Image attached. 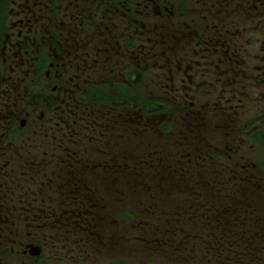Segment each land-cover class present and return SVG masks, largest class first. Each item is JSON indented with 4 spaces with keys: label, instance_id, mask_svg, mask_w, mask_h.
<instances>
[{
    "label": "flooded vegetation",
    "instance_id": "flooded-vegetation-1",
    "mask_svg": "<svg viewBox=\"0 0 264 264\" xmlns=\"http://www.w3.org/2000/svg\"><path fill=\"white\" fill-rule=\"evenodd\" d=\"M261 138L264 0H0V264L92 262L117 237L96 200H163V173L168 191L182 172L185 189L211 179L202 200L258 203ZM190 213L162 236L264 248L249 240L262 229L193 228Z\"/></svg>",
    "mask_w": 264,
    "mask_h": 264
},
{
    "label": "rangeland",
    "instance_id": "rangeland-1",
    "mask_svg": "<svg viewBox=\"0 0 264 264\" xmlns=\"http://www.w3.org/2000/svg\"><path fill=\"white\" fill-rule=\"evenodd\" d=\"M261 142V145L254 144L251 154L255 162H259V159H261L264 165V138H261ZM216 145L222 147L219 144ZM219 155L221 154L219 153ZM221 159L225 161L227 158L221 155ZM180 160L182 161L181 164L195 163L193 161L188 163L189 158L187 157ZM200 163L202 164L204 162L200 160ZM204 165H207V162ZM173 168L175 169L174 166ZM209 172L210 176L214 179L213 172L216 174L217 172H212V169ZM209 172L207 171L206 174L208 175ZM201 173L203 174V172ZM183 174L182 172L174 173L177 187L169 189V191L168 188H164L163 186L165 181H167L163 176L168 177L169 173L161 174L162 177L158 182L162 187L160 196L162 198L164 197L163 200H125L126 206L124 203H121V200H118L114 208L110 204L112 200H96L98 213H111L113 218L117 220L112 225L111 230L112 232L117 230V237L110 239V244L107 243L106 246L102 245L101 247L100 244H96V259L92 262L73 261L69 264H223L224 260L231 262H224V264H238L237 261H241L240 264H245L249 261L251 263L264 264V248H258L261 251L252 253L255 255H250L238 246H230L232 237L225 236L220 238L224 243L227 242L228 247L224 249L225 251H223L222 255L216 253L215 256L211 253L205 254L207 250L206 241L208 240V236H204L206 233L202 236L189 237V239H192V244L185 245L184 243H179V238L175 239L162 236V233L167 228L182 226L181 221L178 220L177 222L175 219L181 218L183 216L182 212H186L187 210L191 211L190 214L194 219L189 223L193 228L200 224L199 227L208 228L207 230L215 226V229L217 227L219 229H230L228 228L230 224L235 223L236 228L239 229L244 228L245 224H247L255 230H264V215H255V210H253L262 207L264 200H261V203H257L258 200H254L255 196L247 198L246 200H237L238 204L234 208L229 209L225 202L231 200H218L216 203L213 200H202L205 199V194L211 198L214 197L209 188V186L213 185L210 183V178H205L203 180L205 181L204 183L199 181L194 186L192 185L191 189L185 190L183 186L179 187L180 184L178 183L182 181L180 177ZM186 174H191V172ZM249 183L251 184V182ZM252 187V190L255 192V186L252 185ZM171 191L175 192L173 196L174 200H170L172 194L168 197L166 195L167 192L169 193ZM212 191L218 194L220 189L212 187ZM260 196L259 192L256 193V197L260 198ZM204 203L205 206L203 207ZM256 204L258 207L254 208ZM175 212H177L176 215H166V213ZM232 213L234 216L241 213L242 220H244V213L254 215H251L249 221L244 220L246 223H239L234 220ZM216 219H219V221ZM224 220L228 223H224ZM225 225L228 227H225ZM124 238H128V243L123 247H118L119 243L122 245L121 241ZM249 240H254L257 246L264 245V235H256L249 238ZM102 252L103 254L101 255ZM57 262L54 263L57 264Z\"/></svg>",
    "mask_w": 264,
    "mask_h": 264
}]
</instances>
